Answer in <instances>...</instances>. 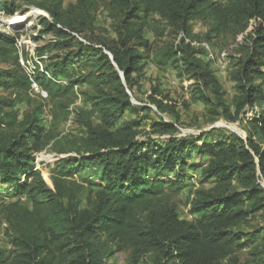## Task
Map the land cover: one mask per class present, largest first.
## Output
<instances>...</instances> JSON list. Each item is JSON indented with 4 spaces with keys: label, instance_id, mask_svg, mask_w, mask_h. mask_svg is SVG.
Masks as SVG:
<instances>
[{
    "label": "trees",
    "instance_id": "1",
    "mask_svg": "<svg viewBox=\"0 0 264 264\" xmlns=\"http://www.w3.org/2000/svg\"><path fill=\"white\" fill-rule=\"evenodd\" d=\"M105 2L115 20L110 40L86 34L94 30L96 0H77L67 8L50 0V18L39 17V33L52 39L38 54L54 53L53 61L42 70L34 61L33 76L20 62L17 39L0 31V87L26 91L35 81L49 96L72 93L89 105L76 110L84 133L71 148L58 149L65 156L51 168V186L35 162V154L54 139L41 107L18 121L15 99L0 97V184L13 190L10 200H0L10 246L0 248V264H111L118 251L129 253V264H240L237 252L246 247L254 256L249 264H264V252L254 246L260 232L242 229L264 209V145L252 133L242 138L217 128L179 135L178 123L163 117L151 120L148 132L141 129L148 113L140 114L151 108L132 101L150 60L193 79L191 102L203 105L212 122H236L248 107L264 103V0ZM196 20L209 25L208 42L222 33L237 40L230 55L232 105L208 49L194 44ZM30 48L22 49L25 62ZM149 100L179 120L168 94L155 87ZM70 104L60 103L66 113H72ZM127 113L136 117L124 119ZM250 124L264 133V111ZM189 170L200 171V186L190 199L191 219H184L168 190L185 188L186 179H194ZM81 172L95 174L90 184L96 190L88 179H74Z\"/></svg>",
    "mask_w": 264,
    "mask_h": 264
},
{
    "label": "rangeland",
    "instance_id": "2",
    "mask_svg": "<svg viewBox=\"0 0 264 264\" xmlns=\"http://www.w3.org/2000/svg\"><path fill=\"white\" fill-rule=\"evenodd\" d=\"M98 2V8L92 13L94 14V30L86 32L90 37L97 39L99 37L105 39H114V13L109 8L105 0H96ZM219 3H226L227 0H212ZM63 8H67L71 4H76L77 0H60ZM50 5V0H0V31L4 32L12 37L18 39V47L20 54V62L24 67L25 71H34V61L38 62L40 69L46 67L47 63H51L53 59L51 56L54 53H45L40 56L38 50L43 47L52 39V35L40 34L41 25L39 17L50 18L46 7ZM20 13L28 16V19L22 25H11L10 21L4 23V20H11L13 15ZM43 13L46 16H40ZM193 32L196 35L195 43L200 42L202 45H207L209 55L212 62V68L220 83L225 90V99L229 105H232V100L235 96L234 82L230 80L229 72L231 69L230 55H233L238 47L237 40H235L229 34L213 35L211 42H208L205 35L209 32V25L200 20L193 22ZM145 36L148 39H153L152 32L147 28L145 30ZM82 37H84L82 35ZM22 43V46L19 43ZM30 45V59L29 63L25 62L23 65V53L22 50L25 44ZM26 44V45H28ZM197 45V44H196ZM205 47V46H204ZM4 64L0 63V66ZM61 79V78H60ZM65 83L64 80H61ZM194 84L193 79L187 77L182 78L177 74V71L171 67L166 69H159L150 60L144 69L143 78L141 79L139 87L135 88L133 101L137 105H146L151 108L149 112H142L140 115L143 116L148 113L150 119L146 120L141 126L142 130L151 131V120L159 119L163 117L166 121L178 123L179 135H190L199 134L205 131H212L214 129H223L225 133H236L242 138H247L249 133L254 135V140L264 145V133L259 129L252 128L251 121L260 117L264 111V103L259 102L253 107H248L246 112L242 115V118L236 122L228 121L224 118L212 122L206 109L203 105L198 103H192L191 88ZM160 89L162 94H168L170 99L177 103V109L179 111L180 118L177 120L173 115L158 112L157 107L151 104L149 96L153 93L154 88ZM39 88V87H38ZM40 89V88H39ZM79 90V89H78ZM16 95V98H15ZM0 97L14 98L15 107L14 109L18 112V121H22L25 118V114L31 112L37 106L41 107L43 122L48 129L54 135V139L43 148L38 151L36 156V166L42 171L43 176L52 186V180L50 178L51 168L57 162V158L65 155H60L58 149L60 147L69 149L72 147L71 141L75 140L83 135V128L77 122L78 114L76 110H88L89 105L83 102L79 97H75L72 93L60 95L58 98L52 96H45L42 92L35 89L29 90H4L0 87ZM71 103L69 110L72 113H66L60 103ZM188 105V106H187ZM136 115L133 113H127L124 119H133ZM94 124L98 123V119L92 117ZM223 133V132H222ZM220 135L215 133V137ZM145 134L140 135L141 139L145 138ZM155 138L158 135H154ZM70 155H76L75 151H72ZM86 172H92L93 170H85ZM86 172H81L74 177L79 183L84 182V178L90 181H96L95 174L86 175ZM84 173V174H83ZM188 176L194 177L187 178V186L178 193H171L168 190V194L171 195V201L177 206L181 218L191 219L190 215V199L194 189L200 185L198 178H200V171L192 172L188 171ZM86 183V182H84ZM208 183L206 186H210ZM89 187L96 190L95 185L90 184ZM12 188H7L6 185L0 184V200L8 201L11 197L7 196L12 193ZM91 194L89 188L83 193V205L86 204V198ZM4 222L0 217V248L10 249L7 238L4 232ZM242 229L247 232L259 231L260 234L254 246H257L264 252V209L256 214L249 220L248 223L242 226ZM252 247H246L237 252L240 264L252 263L254 256L251 255ZM109 262L111 264H129V253L126 251H118L114 253ZM224 264H227L225 261Z\"/></svg>",
    "mask_w": 264,
    "mask_h": 264
},
{
    "label": "bare ground",
    "instance_id": "3",
    "mask_svg": "<svg viewBox=\"0 0 264 264\" xmlns=\"http://www.w3.org/2000/svg\"><path fill=\"white\" fill-rule=\"evenodd\" d=\"M28 16L20 14V13H16L15 15H13L11 20L5 19L4 23H7L8 21H10L11 25H15V26L22 25L23 23L27 21Z\"/></svg>",
    "mask_w": 264,
    "mask_h": 264
},
{
    "label": "built area",
    "instance_id": "4",
    "mask_svg": "<svg viewBox=\"0 0 264 264\" xmlns=\"http://www.w3.org/2000/svg\"><path fill=\"white\" fill-rule=\"evenodd\" d=\"M17 42H18V39H17ZM21 46H22V43L20 42L19 43ZM26 44H28V43H26ZM25 44V45H26ZM194 44H196V43H194ZM28 45H31V44H28ZM203 46H205L207 49H208V47H207V45H203ZM17 48L19 49V47H18V43H17ZM20 50H22V49H20ZM23 59V58H22ZM26 63H29V61H27ZM25 64V61H24V59H23V65ZM25 66V65H24ZM27 72V71H26ZM30 76H33L34 75V71L33 70H31V71H29V73H28ZM32 80H33V78H32ZM39 87V85L35 82V81H33L32 82V89H35V90H39V92H42V94L43 95H45V96H47V92L46 91H44V90H42L40 87V89L38 88ZM36 168L38 169V166H36Z\"/></svg>",
    "mask_w": 264,
    "mask_h": 264
},
{
    "label": "water",
    "instance_id": "5",
    "mask_svg": "<svg viewBox=\"0 0 264 264\" xmlns=\"http://www.w3.org/2000/svg\"><path fill=\"white\" fill-rule=\"evenodd\" d=\"M40 16H46V15H44L43 13H41ZM121 77H122L123 82L126 83L124 72H121ZM129 93H130V92H129ZM132 101H133V99H132ZM133 102H134V101H133ZM63 157H64V156H62V157H60V158H63ZM60 158H57L56 160H59Z\"/></svg>",
    "mask_w": 264,
    "mask_h": 264
}]
</instances>
